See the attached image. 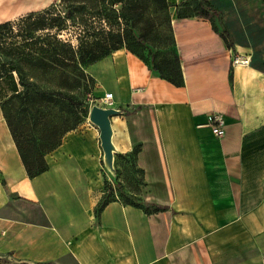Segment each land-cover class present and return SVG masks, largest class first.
<instances>
[{"label":"crops","instance_id":"crops-1","mask_svg":"<svg viewBox=\"0 0 264 264\" xmlns=\"http://www.w3.org/2000/svg\"><path fill=\"white\" fill-rule=\"evenodd\" d=\"M56 0H0V22ZM184 84L121 48L89 66L93 93H114V159L141 144L147 212L119 197L99 216L105 152L87 117L31 177L0 99V264H264V0H208L220 15L177 14ZM248 64H235L221 30ZM224 118L217 136L212 113ZM108 167V166H107ZM35 205L42 220L28 210Z\"/></svg>","mask_w":264,"mask_h":264},{"label":"trees","instance_id":"trees-1","mask_svg":"<svg viewBox=\"0 0 264 264\" xmlns=\"http://www.w3.org/2000/svg\"><path fill=\"white\" fill-rule=\"evenodd\" d=\"M171 5L169 0H56L43 9L22 14L18 19L0 22L1 106L31 177L48 169L46 155L62 143L68 131L87 118L89 102H83L74 92L62 101L57 95L61 91L57 88L67 87L72 91L82 86L85 79L94 80L86 72L94 62L127 48L162 78L175 85L185 83L178 50L173 58L157 59L159 51L154 36L160 29L156 17H164L173 30ZM177 14L179 17L209 18L213 27L219 29L215 18L220 11L208 0H184L178 5ZM173 33L172 41L176 43ZM221 34L231 47L228 31L221 30ZM146 49L150 59L144 53ZM43 79L48 82L46 85L42 84ZM57 115L60 120L71 117L72 122L63 128L61 121L55 122ZM140 150L141 144H135L129 152L116 153L114 159L115 173L120 171L122 163L119 161L131 160L124 169L129 179L134 177L133 169L139 172L140 197L132 201L114 193L111 186L108 190L105 188L95 207L97 216L117 197L147 212L168 208L146 201L142 196L145 171L137 164ZM104 185L107 187V180ZM108 191L111 195L106 198Z\"/></svg>","mask_w":264,"mask_h":264},{"label":"rangeland","instance_id":"rangeland-1","mask_svg":"<svg viewBox=\"0 0 264 264\" xmlns=\"http://www.w3.org/2000/svg\"><path fill=\"white\" fill-rule=\"evenodd\" d=\"M156 21L158 22L160 29L159 32L154 36L156 48L159 51L157 59L160 60L161 58H173L175 56V53L177 52V44L172 41V36H171V33H173L174 30H171L169 28L168 23L164 17H156ZM17 41H20V38H18ZM144 53L146 57L150 59V54L147 49L144 50ZM1 58L3 59L4 56L1 55ZM88 70H89V66L86 69L87 73H89ZM41 81L43 85H46L48 83L45 79ZM94 86H95V81L92 78H87L83 82L82 86L72 91L69 90V88L67 87H58L57 89L61 92L60 94L57 95L59 96V99H61L62 101H66L67 94L74 92L79 99H82L83 102H87V93L93 91ZM82 108H84V106H82ZM90 109L91 107L88 106L87 117H89ZM72 119L73 118L69 117L60 120V117L57 115L55 117V122L61 121L62 127L66 128L72 122ZM41 121H43V119ZM119 162L122 163V165L120 166V171L118 173H115V171L113 172L106 166L107 171H105L103 174H104V180L108 181V185L105 188L106 190H108L109 187L111 186L113 187L114 193H120L123 195V197L128 198L129 200L132 201L138 200V198L140 197L138 182H137V176L139 175V172L133 169L132 174L134 177L132 179H129L126 176V171L124 167L129 166L131 164V160L126 159ZM110 195H111V191H108L105 197L108 198ZM31 206L32 207L28 210V212L32 214V216L36 220H42L43 218L39 208L35 205H31Z\"/></svg>","mask_w":264,"mask_h":264},{"label":"water","instance_id":"water-1","mask_svg":"<svg viewBox=\"0 0 264 264\" xmlns=\"http://www.w3.org/2000/svg\"><path fill=\"white\" fill-rule=\"evenodd\" d=\"M115 107H106L98 104L92 105L89 113V119L99 126L100 138L103 150L105 152V162L110 170L115 171L114 167V144L112 141L111 116L118 113Z\"/></svg>","mask_w":264,"mask_h":264},{"label":"built area","instance_id":"built-area-1","mask_svg":"<svg viewBox=\"0 0 264 264\" xmlns=\"http://www.w3.org/2000/svg\"><path fill=\"white\" fill-rule=\"evenodd\" d=\"M232 55V61L235 64H248L250 61V55L248 53H243L235 51L233 46L229 47ZM87 101L90 107L94 104L101 106L112 107L114 104V93L112 91L106 92L102 97H97L94 95L93 91L87 93ZM210 124L212 131L217 136H223L225 134L224 128V118L220 113H212L210 116Z\"/></svg>","mask_w":264,"mask_h":264}]
</instances>
